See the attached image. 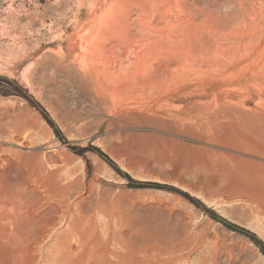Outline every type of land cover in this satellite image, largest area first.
<instances>
[{"label": "rangeland", "instance_id": "obj_1", "mask_svg": "<svg viewBox=\"0 0 264 264\" xmlns=\"http://www.w3.org/2000/svg\"><path fill=\"white\" fill-rule=\"evenodd\" d=\"M188 3L163 93L143 0H0V264H264V0Z\"/></svg>", "mask_w": 264, "mask_h": 264}, {"label": "bare ground", "instance_id": "obj_2", "mask_svg": "<svg viewBox=\"0 0 264 264\" xmlns=\"http://www.w3.org/2000/svg\"><path fill=\"white\" fill-rule=\"evenodd\" d=\"M185 3L189 4L191 2L188 3V0H143V6H139V9L141 15L144 16V21L147 23L146 26L152 29V33L157 38L161 39L159 53L154 55L153 58L158 64L152 65L153 67H142L141 71L138 68L140 66L134 63L137 54L132 53L134 60L124 65L122 69L124 75H137L141 71L147 85L157 89L162 87L163 93H169L172 91V85H181L182 82L181 69L176 63L177 60L185 61V57L214 59L216 52L222 49L215 41L216 35L212 24H208L209 20H212L214 24V13L201 11L202 17L200 18L196 14L183 13L188 14L186 20H183L182 16L170 18L164 15L166 14L164 10L168 7L173 5L179 9V5H185ZM189 5L195 6L193 3ZM139 9L137 10L139 11ZM144 9H148V11H142ZM189 21L192 22L196 32L180 36L182 26Z\"/></svg>", "mask_w": 264, "mask_h": 264}]
</instances>
